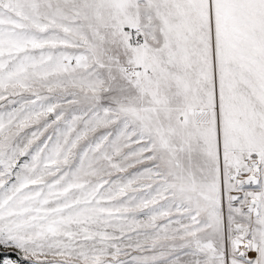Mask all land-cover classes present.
I'll return each instance as SVG.
<instances>
[{
    "label": "snow or ice",
    "instance_id": "obj_1",
    "mask_svg": "<svg viewBox=\"0 0 264 264\" xmlns=\"http://www.w3.org/2000/svg\"><path fill=\"white\" fill-rule=\"evenodd\" d=\"M0 264H264V0H0Z\"/></svg>",
    "mask_w": 264,
    "mask_h": 264
}]
</instances>
